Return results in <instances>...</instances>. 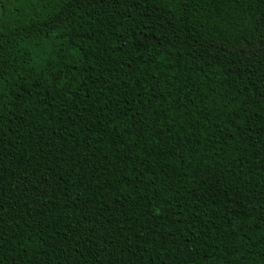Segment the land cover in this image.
<instances>
[{"label": "trees", "instance_id": "16d2710c", "mask_svg": "<svg viewBox=\"0 0 264 264\" xmlns=\"http://www.w3.org/2000/svg\"><path fill=\"white\" fill-rule=\"evenodd\" d=\"M0 264H264V0H0Z\"/></svg>", "mask_w": 264, "mask_h": 264}]
</instances>
